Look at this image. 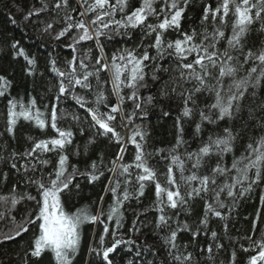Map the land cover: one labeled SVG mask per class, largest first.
Instances as JSON below:
<instances>
[{"label":"snow or ice","instance_id":"6c2138e0","mask_svg":"<svg viewBox=\"0 0 264 264\" xmlns=\"http://www.w3.org/2000/svg\"><path fill=\"white\" fill-rule=\"evenodd\" d=\"M39 3L40 7L33 5L23 14L25 22L51 10L56 15L45 23L43 31L57 41L72 33L71 43L67 45L73 52L67 61L68 70H61L57 61L51 60V70L58 78L55 99L59 101L71 94L79 108L84 109L89 128L95 131L83 145L74 147L75 133L71 127H61L60 121L70 116L72 122L82 124L79 115L58 112L57 104L50 108L46 105L41 111L34 97L27 104L16 98L7 100L5 131L8 135L14 136L21 119L41 131L50 128L55 133L35 140L23 152L11 153V169L23 172L25 188H34L35 195L31 191L18 193L15 184L9 195H0V205L4 206L0 220L7 216L13 224L4 239L19 237L32 226L37 229L25 253L24 264H28L30 257L41 258L45 253L51 255L54 264H74L81 250V229L85 224L103 225L99 247L89 249L90 255L99 258V264H115L119 251L125 257H134L127 264H201L193 251H188V245L179 242L180 234L190 233L195 240L200 233L210 232L215 248L223 249L224 245L217 242L218 233L209 226L211 219L225 220L224 212L239 199L250 198L256 189L260 190V207L254 214L253 235L245 237L247 246L241 244L240 249L250 253L244 264H264V229L259 230L258 238L254 235L259 223H264V131L255 138L249 137L243 152L235 155L237 140L243 139L250 127L264 130V98L257 99L256 92L257 88H264V47L256 51L246 47V36L253 25L259 24L260 31L264 32V0H218L215 7L205 3L199 32L195 28L190 32L181 30V21L192 0H139V6L134 8L129 0L114 3L113 0H77L79 11L71 6L70 0H39ZM60 12L63 16H59ZM229 19L230 34L226 35ZM11 22L16 23L15 18ZM59 23L64 26L56 31L55 25ZM136 30L141 31L142 41L150 39L151 43L117 49L109 57L102 41L115 36L131 39ZM170 31L181 38L166 39ZM86 41L95 42L96 55L91 47L83 52L78 50L81 42ZM221 42L226 43L223 49L219 47ZM19 45V41L11 44L14 55L23 57L29 66L28 74L32 75L36 59ZM153 50L155 55L151 54ZM246 65L251 66L245 68ZM109 83L110 89L105 87ZM10 87L11 81L0 75V97H5ZM152 87L156 88L155 94L141 95L142 89ZM77 88L90 94L92 99L77 93ZM112 96L116 97L115 103L110 102ZM160 100L179 102L176 140L168 149L150 151L148 132L135 119L147 117L149 106ZM128 102L132 105L130 111L125 109ZM117 121L120 128L127 130L126 135L117 130ZM185 123L194 124L193 137L199 142L195 150L190 149L185 139ZM210 126L212 130L205 138L204 133ZM78 130L80 135L85 134L83 127ZM97 137L118 145V151L107 164L103 155L90 158V149ZM129 144L134 146V155L131 162H126ZM69 149H72L71 155L85 157L83 170L70 163ZM230 154L229 164L226 157ZM18 160L24 161L19 167ZM162 161L166 168L160 174L163 182L158 175ZM106 174L103 191L110 193L112 199L107 211L103 207L105 196L99 197L95 213L87 206L66 211L64 197L74 190L78 194L81 180L94 185ZM3 179L7 180V173ZM149 185L155 188L151 210L157 214L154 222L157 239L152 244L146 240L138 244L131 237L125 239L127 233L120 231L123 209L127 202L143 197ZM196 200L203 201V215L193 226L187 220L181 221L179 216L181 213L190 216L191 202ZM24 201L33 202L35 208L17 221L12 213ZM143 214L137 215L129 231L142 232L137 221ZM110 225L114 226L110 229ZM227 229L225 223V232ZM109 235L112 242L106 246ZM205 253L210 260L214 259L213 244L199 250L200 255ZM145 254L153 259H146ZM229 264H237L235 251Z\"/></svg>","mask_w":264,"mask_h":264},{"label":"trees","instance_id":"16d2710c","mask_svg":"<svg viewBox=\"0 0 264 264\" xmlns=\"http://www.w3.org/2000/svg\"><path fill=\"white\" fill-rule=\"evenodd\" d=\"M115 0H113V3ZM218 0H192V4L188 8L184 19L181 21V30L190 32L193 28L199 32L200 29V17L202 16L203 6L205 3H211L213 7L216 6ZM71 6L79 9L77 0H70ZM131 7L139 6V0H129ZM40 7L39 0H0V75L6 76L11 81V87L7 90L5 97H0V195H9L12 191L13 185H17V192L23 193L24 191H31L35 195V189L25 188V178H22L23 172H17L11 169L10 162L12 160V152H23L25 148H30L31 144L38 139H46L55 135L54 131L50 128L45 131H41L34 126L31 122L20 120L16 126L14 136H10L6 133V113H7V100L16 98L17 100H23L25 104L31 98H35L37 106L41 111L45 110V106L51 107L52 104H57L58 112L74 113L81 117L82 124H77L71 121L69 116L66 120L60 121V126L63 128L71 127L75 133L74 147L83 145L88 138L95 131L89 128L88 120H85L84 109L79 108L75 101L71 98V94L61 97L59 101L55 99L58 94V78L51 70V60L57 61V67L63 71H67V61L71 59L73 52L72 49L67 47L71 40L69 37L72 33H69V37L62 38L60 40L53 39V36L43 31L45 23L50 21L56 13H41L39 17H33L31 21L25 22L23 20V14L30 10L32 6ZM74 16H78V13H73ZM59 16H63V12H60ZM12 18H15L16 23H12ZM59 18V17H57ZM91 15L87 19H91ZM119 18V16H117ZM209 21V27H210ZM64 25L62 23L55 25V30L59 31ZM231 19H229V28L226 29V35L230 34ZM75 30H73L74 32ZM166 39L175 40L179 37L176 32H168ZM14 41L20 42V47H23L25 52L36 59V64L32 69V75L28 74L27 69L29 66L23 57H17L14 55V51L11 48V44ZM105 52L109 55L117 49L133 48L136 45L143 43L145 46L151 43L150 39H144L142 41L141 31L136 30L132 32L131 39L127 36H115L112 40H103ZM226 46L225 42H221L219 47L223 49ZM89 47L93 49V55H96V46L94 41L81 42L78 46L80 52L86 51ZM246 47L252 48L253 51L264 47V32L260 31V25L256 24L252 26V29L246 36ZM140 52L143 48L139 49ZM152 55H155V51H151ZM189 59H192L191 57ZM251 65H246L245 68ZM215 74V73H214ZM244 74L243 72L241 73ZM103 76L107 77V73H103ZM106 88L110 89L111 85L106 84ZM128 90L125 89V92ZM76 92L81 95H87L89 100L92 99L90 94H86L83 90L77 88ZM257 99L264 98V88H257ZM156 88L152 87L149 90H141V95L147 96L149 94H155ZM111 103L116 102V97L110 98ZM132 108L131 102L125 105L126 111H130ZM167 111L170 114L165 116L163 113ZM179 114V102L175 100H160L154 106H149L147 117L136 118V124H143L148 132V146L149 150L164 148H170L176 140V118ZM90 119V117L88 118ZM254 123V122H253ZM83 127L85 130L84 135H80L79 128ZM185 139L188 141L191 150H195L198 147V140L194 139V124L185 123ZM117 130L122 135L127 134V130L119 127V121H117ZM211 126L205 131L204 136L206 138L207 132L211 131ZM261 131L260 129H252L251 127L244 133L243 139H238L236 142L235 155L239 156L243 150L245 144L249 141V137H257ZM29 137L33 140L29 141ZM118 151V145L109 142L104 137H97L96 143L90 149V158L96 159L98 156L103 155L104 163L107 164ZM180 151H183L181 149ZM72 149H69L70 163L77 164V166L83 170L85 157L71 155ZM52 154H49L51 156ZM134 155V146L129 144L127 152L125 154L126 162H131ZM226 162L230 164L231 154L226 157ZM19 164L24 163L23 160H18ZM166 168L164 162L158 169V175L164 173ZM7 173V180L3 179V174ZM107 174L102 177L100 181L94 185H87L83 180L80 181L81 189L78 194L75 190L70 196L64 197L65 209L69 212H74L82 207H89L93 213L96 212L99 205V197L105 196L104 209L107 211L108 205L112 202L111 194H105L103 191L105 184L107 183ZM161 182L164 177L160 175ZM183 191V189H182ZM259 189L251 195L250 198L239 199L230 210L224 212L225 220L221 221L213 217L210 221V228L212 231H216L220 239L218 243L224 245L223 249H216L215 242L211 238L210 232H202L195 240L191 238L190 233H181L178 237L179 242L183 245H188V251H193L196 258L200 260L201 264H229V259L233 251L236 252L237 264H244V260L247 255L241 251L240 245L247 246L248 241L245 239L252 233V223L254 220L255 211L259 205ZM155 200V188L154 185H149L145 188L144 196L139 200H132L126 203L124 211V222L120 229L122 233H127L125 239L131 237L137 243H141L146 240L147 244H152L157 239V231L155 230V218L156 213L151 210L153 202ZM191 215L186 216L181 213L179 219L181 221L187 220L190 224L195 226L199 218L203 215V201L196 200L191 202ZM35 208L33 202L24 201L16 206V210L12 213L17 221H20L24 215L31 212ZM4 210V206L0 205V211ZM264 212V209H262ZM137 223L142 228V232L136 233L129 231L133 226V221L137 220ZM174 214V213H172ZM228 224L227 232L224 230V224ZM114 225H110V229ZM13 228V224L9 217L0 220V264H24L25 253L29 251L32 241L37 234V229L32 226L27 233H23L19 237H15L12 240L4 239V235L10 232ZM264 229V223H259L257 231L254 235L259 237V230ZM103 232V225L100 224H85L81 229V250L79 255L74 260V264H99V258L94 254L90 255L89 249L92 247H99V237ZM112 242L111 236L106 237L105 245L110 246ZM208 244H213V258L209 259L207 254H199V250L206 248ZM119 251V250H118ZM133 256L125 257L123 251H119V254L115 258V264H127L128 259H133ZM146 259H153V257L147 256ZM28 264H54L51 255L45 253L41 258H29Z\"/></svg>","mask_w":264,"mask_h":264}]
</instances>
